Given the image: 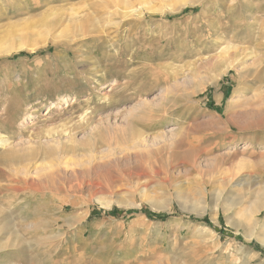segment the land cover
<instances>
[{
	"label": "rangeland",
	"instance_id": "1",
	"mask_svg": "<svg viewBox=\"0 0 264 264\" xmlns=\"http://www.w3.org/2000/svg\"><path fill=\"white\" fill-rule=\"evenodd\" d=\"M0 141V264H264V0H0Z\"/></svg>",
	"mask_w": 264,
	"mask_h": 264
},
{
	"label": "bare ground",
	"instance_id": "2",
	"mask_svg": "<svg viewBox=\"0 0 264 264\" xmlns=\"http://www.w3.org/2000/svg\"><path fill=\"white\" fill-rule=\"evenodd\" d=\"M84 3V2H83ZM82 4V3H81ZM83 8V7H82ZM89 8V7H88ZM87 8V9H88ZM84 9V8H83ZM86 9V8H85ZM116 9V8H115ZM85 11V10H83ZM75 11L74 10V14H75ZM79 13V12H78ZM86 13V12H85ZM114 13V12H113ZM118 13V12H117ZM77 14V13H76ZM88 14V12H87ZM89 15V14H88ZM87 15V16H88ZM86 16V15H84ZM90 16V15H89ZM95 18V17H94ZM91 20V19H90ZM93 20V18H92ZM76 22H78V25L79 27H82V30L80 33H84L83 36L89 34V32H92L90 29L88 30L87 29H84V26L85 24H92V23H89V19L88 17L85 18V17H82V18H78L77 21H75V24ZM93 22V21H92ZM77 25V26H78ZM76 26V27H77ZM80 29V28H79ZM92 29V28H91ZM84 30V31H83ZM94 31V30H93ZM97 31V30H96ZM95 32V31H94ZM98 32V31H97ZM92 35V34H90ZM94 35V34H93ZM72 36V35H71ZM70 36V38H71ZM85 36V38L87 37ZM84 38V39H85ZM63 40V39H62ZM71 40V39H70ZM54 41V38L53 40ZM68 41V40H67ZM128 117V116H127ZM127 123H130L131 126L133 125V123L129 122L128 120H125ZM124 122V121H123ZM125 122V123H126ZM133 128V127H132ZM131 128V129H132ZM136 131V129H135ZM0 144H3L2 141H0ZM17 159V157H16ZM26 176V175H25ZM27 178V177H26ZM257 196V201H255L253 207L250 208V210L247 212V215L245 216V219H246V222L245 223V226H246V231H247V237L250 238H255L258 242L260 243H264V218H260V216H262L264 214V192H259L258 194H256ZM218 198V196H217ZM218 204V199H216V202L214 203L213 205V208L215 209L216 206ZM229 208H224L225 211H227ZM69 220V219H68ZM74 220V219H73ZM248 220V221H247ZM67 221V220H66ZM73 222V221H72ZM237 225H240V223H238ZM14 233V232H13Z\"/></svg>",
	"mask_w": 264,
	"mask_h": 264
},
{
	"label": "trees",
	"instance_id": "3",
	"mask_svg": "<svg viewBox=\"0 0 264 264\" xmlns=\"http://www.w3.org/2000/svg\"><path fill=\"white\" fill-rule=\"evenodd\" d=\"M166 218V215H158L156 219H159L160 221H162L163 219Z\"/></svg>",
	"mask_w": 264,
	"mask_h": 264
}]
</instances>
